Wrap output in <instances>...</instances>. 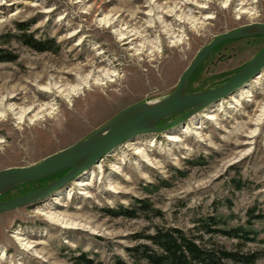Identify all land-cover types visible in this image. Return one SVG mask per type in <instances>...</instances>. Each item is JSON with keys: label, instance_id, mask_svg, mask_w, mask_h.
I'll return each instance as SVG.
<instances>
[{"label": "rangeland", "instance_id": "1", "mask_svg": "<svg viewBox=\"0 0 264 264\" xmlns=\"http://www.w3.org/2000/svg\"><path fill=\"white\" fill-rule=\"evenodd\" d=\"M105 17L118 26L144 30L149 41L159 40L158 48L136 55L112 29L98 23ZM17 23L28 25L27 32L37 40H52L55 51L37 52L12 37ZM254 23L264 24V0H0V48L16 56L15 61L0 62V100L8 92L9 102L19 107L51 103L56 109L36 127L28 120L18 125L15 119H0V171L39 163L126 108L167 97L205 45ZM263 48L264 37L220 43L189 77L186 93L226 82ZM105 64L125 77V83L104 81L95 87L89 79L87 87L68 99L41 90L54 84L74 89ZM259 75L250 93L237 97L236 106L229 95L210 119L203 115L211 105L184 124L124 142L99 160L100 172L91 167L94 176L82 189L75 181L83 172L45 199L0 212V264H69L80 252L92 255L95 264H114L116 257L130 264L127 249L139 243L137 234L152 233L156 226L187 230L195 218L214 212L234 214L230 223L237 224L251 210L262 217L253 220L260 235L244 249L264 252V69ZM61 175L23 184L0 201L40 189ZM135 200H148L160 215L107 214V209L130 208ZM44 212L62 215L77 226L61 228ZM216 240L227 248L236 245L225 237ZM254 264H264V256Z\"/></svg>", "mask_w": 264, "mask_h": 264}, {"label": "water", "instance_id": "2", "mask_svg": "<svg viewBox=\"0 0 264 264\" xmlns=\"http://www.w3.org/2000/svg\"><path fill=\"white\" fill-rule=\"evenodd\" d=\"M252 37H264V24H247L235 31L215 37L197 53L194 60L180 75L174 91L167 97L153 102H140L126 108L80 142L46 157L39 163L1 170L0 197L23 184L59 172L65 171V173L40 189L16 198L1 200L0 212L15 210L47 198L124 142L138 135L162 132L171 126L182 124L204 107L233 94L264 69V48L229 80L217 87L192 93H186V90L189 77L204 63L217 45L229 40ZM183 113L182 118L159 125L160 122Z\"/></svg>", "mask_w": 264, "mask_h": 264}, {"label": "trees", "instance_id": "3", "mask_svg": "<svg viewBox=\"0 0 264 264\" xmlns=\"http://www.w3.org/2000/svg\"><path fill=\"white\" fill-rule=\"evenodd\" d=\"M15 30L16 33L12 34V37L32 50L55 51L52 40L35 39L27 32L28 25L17 23ZM15 59V55L0 48V62H11ZM165 122L166 120L159 125ZM60 173L63 175L65 171ZM163 186L168 185L164 183ZM134 202L130 208L120 206L116 210L107 209V214L127 218H136L138 212H151L153 216L160 215L158 210L151 208L148 200ZM235 217L232 213L227 216L217 212L207 213L195 218L192 227L187 230L156 226L152 233L137 234L134 239L139 243L127 249L130 264H254L264 256V252L244 248L247 243L257 241L260 231L255 228L254 221L262 217L254 215L251 210L247 213L244 222L231 224ZM219 236L236 240V245L232 248L225 247L216 240ZM69 264H95V258L87 252H80L77 256L71 257ZM114 264L127 263L116 257Z\"/></svg>", "mask_w": 264, "mask_h": 264}, {"label": "bare ground", "instance_id": "4", "mask_svg": "<svg viewBox=\"0 0 264 264\" xmlns=\"http://www.w3.org/2000/svg\"><path fill=\"white\" fill-rule=\"evenodd\" d=\"M242 12L245 13V11H242ZM98 23L102 24L105 28L107 27V28L112 29V33L116 37V39L120 42H124V44L127 45L131 50H133L136 55H140L146 50H150V52H151V48H153V49L155 47L158 48V43H159L158 41L159 40L154 39L155 43L152 41H149L147 38V35L144 33L145 32L144 30L136 29V28L130 27L128 25L124 26V27H121L120 25L118 26V23L115 22L114 19H110L108 17L99 19ZM168 34H169V37L174 36V35H170V30H169ZM154 55L155 54H153V55L151 54L149 56L153 57ZM142 65H144V64H142ZM149 69H150V70H148L149 72H152V71L154 72V69L153 70H151V68H149ZM259 74L256 76V78L252 82H248V83L244 84L241 88L237 89L233 95L231 94V96L229 97L230 102L235 104V106H236L237 105L236 103H238V98H237L238 96L241 97L244 94L250 93L251 84L258 83V81L261 78V75H259ZM148 76L149 75H147V77ZM110 78H114V80H112V79L109 80ZM89 79L92 80V85H94L95 87L101 86L102 82H104V81H107L106 84L111 83V82H116V83L119 82V84L125 83V81H124L125 77L118 76L115 73V71H111L109 64H105V68L102 69V71L98 72L97 74H93L91 76V78L87 77L86 80L84 79L83 83H81L80 85H78L74 89L62 88L61 86L54 84L52 86L44 87L41 90L43 92H45L46 94H51L53 92H57L58 95L64 96L68 99L72 95L77 93L79 90H82L84 87H87L89 85V82H88ZM141 79H142V77H141ZM142 82H144V81H142ZM127 85L131 86L130 84H127ZM133 87H131V88H133ZM7 93L0 100V119H3V121H4V119L12 118V119L16 120L18 125H24V123L28 120L29 122H32V127H36V125L40 122L41 118L44 119L47 115L50 116L51 114L52 115L55 114L54 113V111L56 110V109L54 110L55 105H53L51 103H45V104H40V105H36V106L32 105L29 107H19L15 103L9 102L10 101L9 99L11 97L8 96ZM222 104H223V102L219 101V102L213 103V105L211 104V106L209 105L210 107H208L204 110L205 114L203 115V117L206 119H210L211 118L210 113L214 112L217 109H220V107H222ZM231 107L232 106H230V108ZM35 109H36V111H35ZM34 111H35V113L30 117L29 115ZM263 111H264V106H263V110L261 111V115H262ZM261 115L258 118L257 122L260 121ZM5 121H7V120H5ZM184 123H182V124H184ZM183 126H185V125H183ZM197 128L198 127H196V129ZM175 132L176 131H173L172 134H174ZM172 139L175 140V138H172ZM26 140H28V139H26ZM29 142L27 145H29ZM134 150L136 151L135 153H138L143 157H147V154L143 150L137 149L136 147H134ZM145 160H147V159H145ZM93 169H97V171L100 172L101 163L99 161L96 162L93 165ZM93 169L90 168V169L86 170V172H83V174H81L78 177V179H76L75 182H77V186H79L82 189L83 187L87 186V184H89L87 182H89V180L91 181V178L94 176V173L92 171ZM42 215L45 216L51 223L59 225L61 228H74L77 226V224L69 222V220H67V218H65L64 216L59 215V214L54 213V212H48V213L44 212ZM17 240L20 242L21 245H24L25 247L27 246L26 243L24 242L23 238L17 236ZM27 248H30V247L28 246Z\"/></svg>", "mask_w": 264, "mask_h": 264}]
</instances>
